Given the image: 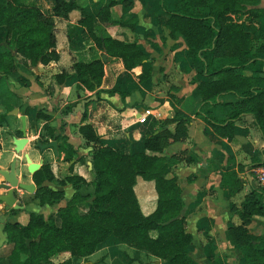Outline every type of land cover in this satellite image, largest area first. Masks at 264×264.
Listing matches in <instances>:
<instances>
[{
    "label": "crops",
    "instance_id": "obj_1",
    "mask_svg": "<svg viewBox=\"0 0 264 264\" xmlns=\"http://www.w3.org/2000/svg\"><path fill=\"white\" fill-rule=\"evenodd\" d=\"M23 1L39 7L45 14H51L53 0L50 4L45 0L42 6ZM73 1L86 13L93 15L92 30L96 35L135 42L144 58L140 64L125 69L119 57L108 55L94 45L86 29L77 23V9L69 11L66 18L55 17L58 59L46 64L28 65L24 58L15 54L16 68L0 79V168H6L14 154L11 137L20 136L16 132L20 125L19 113L24 114L25 131L34 130L35 141L40 135L43 141L54 138L44 128V123L53 134L64 136V139L54 138L59 158L51 148H34L26 152L31 161L40 164L47 162L51 167L74 163L75 174L84 176L83 172L87 170L89 179L91 171L88 169L87 156H90L92 147L110 145L123 153L146 151L143 148V136L147 123L156 121V126L159 121L173 117L166 125L170 135L164 138L162 149L157 154L174 159L164 174L175 179L179 186L183 202L180 214L184 218V230L191 235L187 253L197 264H244L236 252L229 228L239 224L235 209L250 187L255 186L248 169L251 164L264 158V140L253 124L252 116L242 114L235 120L232 136L227 138L214 131L196 114L201 103L197 82L210 77L194 73L190 59L185 54V42L165 26L167 13L160 8L158 0H113L108 6V20H98L95 14L110 0ZM173 1L163 0L167 7H171ZM254 6L264 12V0H256ZM258 23L264 25V17ZM5 45L3 31L0 30V47ZM5 47L14 53L13 48ZM94 58L102 62L99 85L93 90L78 87L71 74L72 62ZM143 68L149 69L148 76L138 80L137 75ZM61 70H65L67 76L63 82L57 83L53 75ZM95 89L98 90L97 95ZM109 89L113 92H108ZM90 95L95 98L86 101L81 112L76 111L74 115L66 117L75 103ZM220 100L223 102L207 105L205 109L218 118H224L233 109L237 98L232 94H224ZM13 106L17 114L8 113ZM144 108L158 111L159 116L155 118L149 113L145 115L144 122L139 121L140 111ZM37 109L49 115V118H36L34 113ZM81 123L92 126L98 137L96 141H86L82 137L77 130ZM5 135L10 137L6 144L3 142L6 141ZM59 145L67 149L66 145H69L73 161L76 162L70 159L66 162V152L60 150ZM17 170L15 162L17 179L24 182L31 180L30 175L29 180L22 179ZM226 170L235 171L240 182V188L234 193L220 184L222 172ZM63 176L60 175V178ZM67 186L70 191L63 192L64 199L74 189L68 183L56 186V190ZM13 190L17 199L22 197L24 202L29 200L28 195L23 196L18 187ZM133 190L141 212H150L156 197L152 181L136 176ZM24 214L18 211L7 220L23 224L27 220ZM3 218L0 217L2 223L6 221ZM246 227L254 234L264 235V215L253 214ZM3 239L4 234L0 230V242ZM68 256L69 253L64 251L55 255L53 260L57 263ZM75 261L76 264H167L163 259L118 242L112 236L107 237L92 253Z\"/></svg>",
    "mask_w": 264,
    "mask_h": 264
},
{
    "label": "trees",
    "instance_id": "obj_2",
    "mask_svg": "<svg viewBox=\"0 0 264 264\" xmlns=\"http://www.w3.org/2000/svg\"><path fill=\"white\" fill-rule=\"evenodd\" d=\"M102 5L95 14L98 20H108V6ZM160 8L167 13L164 24L171 33L178 34L185 42V54L190 59L195 74L209 79L197 82L201 103L196 114L222 136H232V124L242 114H250L253 124L264 140V17L256 0H174L171 7L158 0ZM77 9V23L82 25L94 45L108 55L119 57L125 69L142 62L144 54L135 42H124L93 32V15L84 11L73 0H53L51 14L23 0H0V30L7 47H0V79L16 68V55L28 65L46 64L58 59L55 44L54 18H66L69 11ZM71 74L77 86L93 90L100 83L102 62L99 58L89 61H73ZM143 68L138 80L148 76ZM65 70L53 75L57 83L64 81ZM195 79V78H194ZM97 89L95 93L97 95ZM108 92H113L109 89ZM232 94L237 100L224 118H218L205 109L210 104L223 101L220 97ZM36 118L48 119L49 115L37 109ZM84 112H82V116ZM174 118L147 123L143 136L146 151L120 152L110 145L92 147L90 154L91 178L79 174L54 177L49 163H42L31 174L36 184L34 193L39 205L54 204L64 198L61 190L42 191V182L70 183L74 191L56 209V215L43 217L35 210L26 211L27 220L21 224L6 220L1 230L9 244L4 264H76L75 259L92 253L107 237L142 249L163 259L167 264H197L187 253L191 235L184 230L181 215L183 202L175 179L165 176L174 159L157 154L164 138L169 136L166 125ZM44 128L54 138L44 123ZM86 141L98 139L89 123L77 126ZM19 135V131H16ZM41 140V139H40ZM43 141V139L41 140ZM59 145L60 150L72 155V150ZM70 167V166H69ZM136 176L151 180L155 192L154 208L144 214L139 208L133 185ZM220 184L230 193L240 188L235 171L222 172ZM90 187L87 193L77 191ZM84 205L79 210V205ZM15 213V211H11ZM240 222L229 228L230 237L237 254L244 264H264V235L248 231L246 225L253 214L264 215L261 191L251 186L235 209ZM57 218V222H55ZM67 251L69 256L53 262V257Z\"/></svg>",
    "mask_w": 264,
    "mask_h": 264
},
{
    "label": "water",
    "instance_id": "obj_3",
    "mask_svg": "<svg viewBox=\"0 0 264 264\" xmlns=\"http://www.w3.org/2000/svg\"><path fill=\"white\" fill-rule=\"evenodd\" d=\"M104 59V54L101 56ZM94 95H90L88 97L80 99L75 105L71 107V110L66 114V117H68L70 114H75L76 111H82L83 105L86 101L90 99H94ZM8 113L17 114V109L15 106H13L10 110H8ZM18 118L20 121V125L18 127V131L20 133V136H14L12 135V144H13V150L16 152L18 151L23 145L27 142V138L25 136V119L24 114L19 113ZM34 146L37 149H44V148H51L54 155H57V145L56 140L54 138L48 139L46 141H41L37 139L35 141ZM23 159L26 164L27 171H31L30 174H32L35 170H37L40 166V162H34L30 160L29 155L24 152L23 153ZM71 161V160H70ZM15 162H16V155H12L7 168H0V176L2 180L0 181V189L3 190V192L0 193V203H1V209L2 210H8V209H20L23 207L22 204L17 203L18 200L14 193V187H18L21 190L27 191V192H33L35 190V184L30 182H24L17 179L14 169H15ZM87 165L88 169L91 171V161L90 156H87ZM3 211H0V214ZM78 264H87V262L78 263Z\"/></svg>",
    "mask_w": 264,
    "mask_h": 264
},
{
    "label": "rangeland",
    "instance_id": "obj_4",
    "mask_svg": "<svg viewBox=\"0 0 264 264\" xmlns=\"http://www.w3.org/2000/svg\"><path fill=\"white\" fill-rule=\"evenodd\" d=\"M27 1L28 2H31V3H35V4L39 5V6L41 4H44V2H45V0H27ZM46 1H47L48 4H50V1L51 0H46ZM33 131L34 130L27 131V132L25 131V136L28 138V142H26L25 143L26 145L24 144L23 147H21L18 151H16V152L14 151V154L16 155V169H18L17 170L18 171V174H19V176L22 179H25L26 178V180H29L28 177H29L31 171H27V169L25 168V165L26 164H25V161L23 159V153L24 152H27V151H30V150H33L35 148L34 147L35 139H33L34 138V135L32 133ZM37 137H38V139H41V140L43 139L41 135H40V137L39 136H37ZM5 139H6V141L3 140L4 144L9 143L10 137L9 136H6ZM66 155H67V157H70V160L72 162H76V161H73L74 160L73 159L74 157H72L73 155H71V154H66ZM56 156L59 158V154L58 153H57ZM64 160L67 162L68 159L65 157ZM72 164H74V163H71L70 164V167L67 166V165H65V164H64V166H60V167L57 166V165H52V167L50 166V169H51V172L53 173L54 177H60V175L75 174L74 166ZM82 170L83 171L85 170L84 165H82ZM83 173H84L83 174L84 175L83 178L84 179H89L90 176H88L89 175L88 171L86 170ZM0 180H1V176H0ZM30 181L31 180H29V182ZM68 184H70V183H68ZM63 185H61V186H63ZM41 186H42V191H45V192H48V191H50L52 189H54V190L58 189V187H56L57 186V183L55 181L43 182V184H41ZM1 191H2V189H0V192ZM69 191H70L69 190V186H67L66 188H63L61 190L62 194H63V192H66L67 193ZM77 191H79L80 193H87L88 188L79 187V189ZM23 192H24L22 194L23 196L28 195L27 197H29V200H28L29 202H27V204H26V206H25V208L23 210H17L16 209L15 210V213L18 212V211H22V212H25V214H24L25 216H26V211L29 210V209L40 212L41 215L44 218L47 217V216L56 215L55 212H56L57 207L59 205H62L63 200H64V198H62L61 199L62 201L59 200L58 202H56L54 204H51V205H48V204H45V203L42 204V205H39L38 198H37V196H36V194L34 192H27V191H24V190H23ZM33 199H37V201L34 202ZM83 208H84V205L80 204L78 209L79 210H82ZM54 221L57 222V218H55ZM1 223L2 222L0 220V227H1ZM8 247H9V244L3 239L0 242V257H3L4 258L3 260H5V254H6L7 250H8ZM53 262L55 263L56 261L53 260ZM0 264H4V262L0 261Z\"/></svg>",
    "mask_w": 264,
    "mask_h": 264
},
{
    "label": "built area",
    "instance_id": "obj_5",
    "mask_svg": "<svg viewBox=\"0 0 264 264\" xmlns=\"http://www.w3.org/2000/svg\"><path fill=\"white\" fill-rule=\"evenodd\" d=\"M149 113H151L155 118L159 116L158 111L150 108H144L140 111L139 121L144 122L146 120L145 115ZM248 172L250 173L251 178H253L255 186H257V188L261 191L264 200V158L257 163L251 164Z\"/></svg>",
    "mask_w": 264,
    "mask_h": 264
},
{
    "label": "flooded vegetation",
    "instance_id": "obj_6",
    "mask_svg": "<svg viewBox=\"0 0 264 264\" xmlns=\"http://www.w3.org/2000/svg\"><path fill=\"white\" fill-rule=\"evenodd\" d=\"M37 140V139H36ZM40 140V139H39ZM46 141V140H45ZM34 144H35V142H34ZM35 147V146H34ZM36 148V147H35ZM37 149V148H36ZM41 165V164H40ZM7 167H8V165H7ZM6 167V168H7ZM40 167V166H39ZM25 168H26V165H25ZM30 176H31V174H30ZM1 180H2V178H1ZM0 180V181H1ZM31 181L33 182V180L31 179ZM34 183V182H33ZM35 184V183H34ZM35 188H36V184H35ZM34 192V191H33ZM22 193H24L23 192V190H22ZM18 200V202L17 203H19V204H22L23 205V207L22 208H20V209H17V210H23L24 208H25V206H26V204H27V202H29V201H23L22 200V197L20 198V199H17ZM34 205V204H33ZM1 205H0V211H3L1 214H0V217H4L5 218V220H7V218H9V217H11V216H13L14 214L13 213H11V211H15L16 209H8V210H2L1 209ZM30 210V209H29ZM28 211V210H27Z\"/></svg>",
    "mask_w": 264,
    "mask_h": 264
},
{
    "label": "bare ground",
    "instance_id": "obj_7",
    "mask_svg": "<svg viewBox=\"0 0 264 264\" xmlns=\"http://www.w3.org/2000/svg\"><path fill=\"white\" fill-rule=\"evenodd\" d=\"M31 160V159H30Z\"/></svg>",
    "mask_w": 264,
    "mask_h": 264
}]
</instances>
